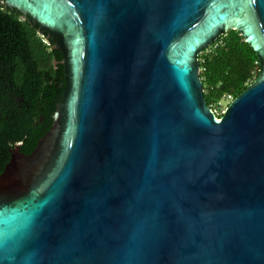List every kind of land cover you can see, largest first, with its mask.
<instances>
[{
	"label": "water",
	"instance_id": "water-1",
	"mask_svg": "<svg viewBox=\"0 0 264 264\" xmlns=\"http://www.w3.org/2000/svg\"><path fill=\"white\" fill-rule=\"evenodd\" d=\"M0 2L67 78L0 174V264H264V0ZM230 29L261 69L218 117L200 55Z\"/></svg>",
	"mask_w": 264,
	"mask_h": 264
},
{
	"label": "trees",
	"instance_id": "trees-1",
	"mask_svg": "<svg viewBox=\"0 0 264 264\" xmlns=\"http://www.w3.org/2000/svg\"><path fill=\"white\" fill-rule=\"evenodd\" d=\"M39 28L31 15L24 19L18 8L0 2V174L13 148L34 151L67 87L63 51L52 48L56 40ZM200 62L209 105L239 95L261 69L257 51L238 29L218 38Z\"/></svg>",
	"mask_w": 264,
	"mask_h": 264
},
{
	"label": "rangeland",
	"instance_id": "rangeland-1",
	"mask_svg": "<svg viewBox=\"0 0 264 264\" xmlns=\"http://www.w3.org/2000/svg\"><path fill=\"white\" fill-rule=\"evenodd\" d=\"M222 103H223L222 105H220L219 103H214L213 104L217 108V112L219 114L218 117H220L221 115H223V112H224L226 106L228 105V103H227V101L225 99L223 100Z\"/></svg>",
	"mask_w": 264,
	"mask_h": 264
},
{
	"label": "built area",
	"instance_id": "built-area-1",
	"mask_svg": "<svg viewBox=\"0 0 264 264\" xmlns=\"http://www.w3.org/2000/svg\"><path fill=\"white\" fill-rule=\"evenodd\" d=\"M212 45H213V44H212ZM212 45H211V46H212ZM211 46H210V47H211ZM208 51H210V50H208ZM232 97H233L232 94H228V95L225 96L224 99H225V100L227 101V103L229 104L230 101H231V99H232ZM222 102H223V101H222ZM222 102H219V104L222 105V104H223ZM211 106H212V108L214 109V111L216 112L217 116H219V114H218V112H217V108H216L214 105H211ZM227 106H228V105H227ZM227 106H226V107H227Z\"/></svg>",
	"mask_w": 264,
	"mask_h": 264
}]
</instances>
